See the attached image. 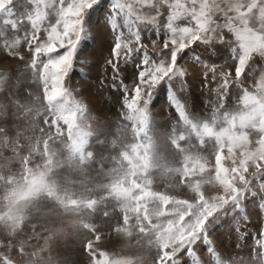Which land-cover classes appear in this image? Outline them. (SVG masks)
Instances as JSON below:
<instances>
[{
	"label": "snow or ice",
	"instance_id": "1",
	"mask_svg": "<svg viewBox=\"0 0 264 264\" xmlns=\"http://www.w3.org/2000/svg\"><path fill=\"white\" fill-rule=\"evenodd\" d=\"M11 3L12 0H0V12H4ZM52 3L56 5L54 22H48L49 13L43 0H37L34 11L26 13L24 19L9 21L11 29L15 31H19L25 23L30 24V31L25 30L24 37L31 53V62L26 65V70L30 69L33 79L43 85L42 111L39 115H43V124L46 126L42 127L38 121L28 119L35 112L32 101L28 99L32 97L31 93L25 99H19L16 91L11 90L6 102H0V119L5 122L0 125V137L9 145L5 151L22 157L19 161V178L11 173L0 176V183L6 188L4 203L7 211L4 218L14 221L18 227L24 221L22 205L41 196L64 207H84L90 211H94L99 203L97 199L73 198L69 192L61 191L52 179L56 167L53 145L63 143L70 156L78 158L82 164L93 155L91 152L85 153L89 132L79 123L85 104L73 101L69 105L67 102V76L73 67L75 52L83 34L84 13L97 0H68L67 4L64 0H51L49 5ZM137 4L155 7L158 15L161 5L167 4L169 14L162 47L158 42L159 34L152 41L150 53L138 31L130 30L128 35L118 33L114 36L110 56L102 65L101 84L107 82V69L111 68L109 86L113 89L119 86L123 91L122 105L127 111L122 112V116L132 121V142L113 158L114 167L102 186L103 200L114 201L122 213V223L115 225L113 231H126L131 221L135 220L143 233L146 232L147 223V230L152 231L159 242L161 254L156 264H173L175 254L185 245H189V253H192L190 245L203 231L208 218L229 201L241 196L253 177L257 178V183L252 187L264 190V180L259 179L264 176V78L257 85L258 92L244 91L240 99L241 109L225 115L223 126L204 123L198 129L194 127L201 145L204 138L214 140V166L210 157L202 151L184 147L181 143L185 139L183 133L173 132L169 135L170 144L180 155L179 165L170 168L169 173L174 171L181 185L193 193L191 199H178L155 187L151 173L156 165L152 160L153 143L146 130V107L153 89L165 78L179 77L181 88L185 89L183 78L187 69L177 64L182 50L196 42H222L226 39L223 29H227L237 41V46L232 49L234 75L228 61L222 65L206 64L202 84L206 88L215 84L216 88L212 91L222 100L228 86L238 82L245 71L252 67L250 61L257 55L264 57V0H135V3L126 5L120 0H113L106 16L107 21L115 29L117 13H124L126 17L135 15L136 21L145 19L137 11ZM217 13L224 17L222 24L213 18ZM181 18L188 21L186 26L175 23ZM149 22L155 23V18L152 17ZM20 43L19 37L10 41L4 39L5 49H15ZM136 52L142 56L137 65L136 78L130 85L124 84L120 79L119 66ZM11 54L20 55L18 52ZM195 60L200 62L199 57H195ZM261 71L264 72V69ZM9 77L8 71L0 75V90L7 88ZM18 85L19 81L16 87ZM61 98H64V102L57 103ZM36 99L41 100V97ZM169 103L181 120H185L184 106L171 90ZM9 109L17 121L32 125V133L39 127L40 135L32 136L30 144L34 147L28 154L23 152L25 145L20 141L29 134V129L22 128L20 124L10 128L7 124ZM12 128L16 130L15 137L9 135ZM254 134H258L255 140L252 139ZM207 185L216 188L215 194L209 195L205 191ZM259 207L264 210V202ZM103 215L108 217L110 214L105 211ZM154 219L160 222L153 223ZM83 226L93 234V239L83 244L84 251L90 257L89 264H126L120 259H113L106 251H96L94 243L101 242V234L96 232L95 227L87 224ZM260 236L264 237V225ZM205 242H209L207 236ZM257 243L261 251L256 264H264V239L257 240ZM0 259L3 264H13L6 256ZM239 264L244 262L240 261Z\"/></svg>",
	"mask_w": 264,
	"mask_h": 264
},
{
	"label": "rangeland",
	"instance_id": "2",
	"mask_svg": "<svg viewBox=\"0 0 264 264\" xmlns=\"http://www.w3.org/2000/svg\"><path fill=\"white\" fill-rule=\"evenodd\" d=\"M49 2H51V0H43L44 6L49 13L48 22H52V20L54 22L55 19L54 9L56 5L54 3L49 5ZM67 2L68 0H64L65 4H67ZM120 2L126 5L128 3H135V0H120ZM36 3L37 0H12V3L8 6V8L4 12H0V71H1L0 75H2L3 72L5 71H8L10 73V77L7 81V88L5 90H0V102H6V98L9 94V91L11 90L13 92L16 91V95L19 99H25L28 96V94L31 93L32 97L28 99L32 101L31 106L35 109V112L30 117H28V119L30 121H38L40 126L46 127L43 124V115H39V113L42 111L41 103H43L42 101L43 85L38 80L33 79L30 69L26 70V65L30 64L31 62V53L28 50V45L24 37H25V30L30 31V24L25 23L24 26L19 31H15L11 29L9 23V21L13 19L18 21L24 19L26 17V13L30 14L32 11H34ZM112 4H113V0H97V3L93 4L84 13L83 34L75 52L73 67L67 76L68 93H69L67 102L69 103V105L73 101H81L77 97L83 99L86 98L84 101H82L85 104V110L83 113L80 114L81 120L79 123L82 128H84L86 131L89 132V135H92L90 134L91 133L90 131L92 129L94 122H95L94 124L97 123L99 124V125L97 124L98 127H101L100 126L101 121L102 123H105V120L107 119L106 117L107 113H109L107 109L115 110L117 112L118 109L121 106H123L122 105L123 91L120 90L119 86H117L115 89L109 86L111 83V68L107 69L108 80L105 83L109 85L103 84L104 85L103 86L100 82L103 75L102 65L105 63L106 58L110 56L111 47L112 44L114 43V36L118 33H124L125 35H128L130 30L138 31L141 34L142 42L147 46V48L151 53V49L153 47L152 41L157 39L158 34L160 37L158 42L160 43L161 47L163 45V39L166 31L165 25L167 24V17L169 14V9L167 4L161 5L159 15L157 14V9L155 7H151L147 4L143 6L137 4L136 5L137 11H139L145 17V19L141 21H136L135 15H132L131 17H126V14L124 13H117L116 16H122L120 17L122 19L120 20V25L118 24V21H116V28L114 29L112 25L107 20H105L106 19L105 17L109 14L111 10ZM41 6H43V4ZM87 16H92V19L90 20L89 17ZM152 17H155V23L149 22V20ZM158 17H160V19ZM213 18L216 20L218 24H222L224 21V17L219 13H217ZM179 22L182 23L183 26H186L188 23V21L185 19ZM119 27L120 29H118ZM223 32L226 36V39L224 41L222 42L212 41L209 44L196 42L192 46L186 47L178 55L177 64H180L181 67L187 69V74L183 78L185 89L181 88V80L179 77L176 76H172L171 78H165L158 85H156V88L153 89L152 95L149 99V103L146 107V115L148 117L146 130L149 137L153 140L152 141L153 144L154 142L157 143V140L156 138H154L155 134L151 131L152 129L149 124L150 123L149 115L154 114L155 118L157 120H160L161 123L163 124L167 122L173 123L174 117H176V120L178 122L177 125L178 127L174 128L175 130H172V132L175 131L176 133H183L184 136L187 137L184 140V142L187 143L186 144L187 149L189 150L196 149L197 151H202L204 155L210 157V160L212 162V159L214 157L213 155L214 148L212 147V145L214 143L209 141L207 142L204 141L203 146L199 145L200 140L197 138V135L194 131V127L198 129L200 126H202L204 123L207 122H205L204 120L203 122H201L199 120L201 118L198 116L194 118L188 115V112L190 111V106L192 105L191 102L193 101L194 104L192 105L193 109L195 108L198 111H203V112L207 111L208 114H210L215 118V121L212 124H214V126L216 127H220L221 124L220 121H223L222 118H224L225 115L233 114L241 109L242 105L240 103V99L245 90H248L249 92H253V93L258 92L257 85L259 81L262 78H264V72L261 71L262 69H264V57H260L257 55L254 57V60L250 61V64H253L252 67L245 71V73L240 77V80L228 86L227 91L224 92L223 94L222 100L218 98L216 92L212 95L213 99L208 100L206 98L210 90L212 89V86L211 87L209 86L208 88L202 86L203 75L204 72L206 71L205 68L206 64L222 65L225 64V61H228L232 65V71L234 75L235 62L232 60V56H233L232 49L237 46V41L235 40L233 33L229 32L227 29H223ZM103 35H105L104 38ZM17 37H19L21 40L19 46L15 49H5L4 39L8 38L10 41L11 39H15ZM81 46L83 50L80 52ZM217 48L219 49L217 50ZM77 50L79 52H77ZM12 52H18L20 55L14 56L11 54ZM132 56H130L126 60V61L130 60L128 62L129 67L131 68L130 71L128 72L130 73L129 78H127L126 80L120 78L124 84H129V85L136 78L138 72L137 65L140 63L142 59L140 52L133 53ZM195 57H199L200 62H197L195 60ZM123 65L124 63H122L119 67ZM76 72L78 73V75ZM17 81H19L18 87H16ZM98 87L107 89L108 92L110 93L108 94L112 98L110 97L106 98L105 96V99L114 101V102L111 101L109 102L106 110L103 109V106L99 102L98 97L102 95V93L99 90L98 92L96 91ZM207 89H209L208 93L206 92ZM170 90L171 92L175 93L176 99L184 106L185 120H181L175 108L169 103ZM205 92L207 93V95ZM38 96L41 97V100L36 99V97ZM94 97L96 98V102H97L96 105L97 112L94 110V108L92 111H89L88 109L89 102L92 100V98L94 99ZM114 98L116 100H114ZM57 102L59 103L64 102V98H61ZM188 103L190 104V106H188ZM86 105L88 107H86ZM11 113L12 110L9 109V118L7 124L10 128L12 127V125L20 124L22 128L27 127L29 129V134L23 136L20 141L25 145L23 152L25 154H28L31 152L32 148L34 147V145L30 144L32 136L35 135L38 137L40 135L39 127L37 126L35 133H32L31 132L32 125L30 123L26 125L22 121H17L16 118ZM216 118L218 119V121ZM4 123L5 122L2 119H0V125H3ZM131 124L132 122L127 120H124L123 124L122 123L120 124V126L123 125L122 127H124L122 128V131L123 129H125L126 130L125 135H127L126 136L127 138L125 137L126 139L124 138L125 140H123L121 144L120 150L119 147L115 145L116 141H109L107 142V146L103 147L100 145V140L98 141L96 140L95 143H91L89 142V139H87V144L85 145V153L87 154L88 152H91L93 153V155L90 158H87L83 164L79 161L78 158L73 159L70 156L69 152L65 150V145L63 143L59 145H53L52 146L53 151L55 153L58 152V154L56 153V157L61 155L60 156L61 158L59 157V159H57L58 161L56 163L55 170L53 171L54 177L56 178V175L58 174L56 179L64 178V175H61V173L65 174L63 172L64 170L63 166L64 164H67L68 166L67 174L70 172L71 174H74V178L76 177L78 179H81V181L80 180L77 181L81 183L80 185L81 190H84L86 188L87 185L86 180H88L86 178L90 176L92 171H94L92 176L96 174L97 176L104 178L105 172L102 170V168L99 170V167H102L103 164H108V166L106 167L107 168L106 171L110 173L111 168L114 167L113 158L117 156L119 151H121L124 147H126L127 144L132 142V134L130 131ZM155 127L156 128L154 129H157L159 133L161 134L164 133V131H162L163 129L162 125H160L159 127H157L156 125ZM9 135L15 137L16 135L15 128H12ZM164 139L167 143H166V147L163 146L162 155L165 154V157H167L166 164H168L170 168L172 169L174 167L176 168V166H178L180 163V155L170 144L169 136H167V140L165 137ZM13 143H15V140H13ZM103 144H106V141H104ZM8 146H9L8 144L3 142V137H0V176H6L11 171H14L16 169V171L11 172V174L12 175L15 174L14 176L19 177L21 174V165L19 164V161L21 160L22 157L15 155L13 152H10L8 153L9 160L6 159L8 157L4 155V152H6L5 148ZM156 147L157 146L153 145V148ZM206 147H208L209 150H206ZM63 158H65L64 160L66 162H63ZM71 159H73V162L71 161ZM161 160L163 159L161 158ZM112 163L113 166H111ZM86 172L89 174L88 176L83 175V173ZM165 178H166L165 181L157 180L158 182H154L155 187L161 186V183L163 182L167 184V182L169 181L172 189L175 188L174 190H172V192L169 191L168 192L169 194L173 195L178 199H180L181 197H177V196L180 195V193L182 192L184 194L185 193L188 194V197L181 199H191L193 197V193L190 190L188 191L181 189L180 187L181 183L178 176H174L170 178H168L167 176ZM259 178L260 180H264V176H261ZM52 179L54 180L53 177ZM256 182H257V178L253 177L249 183V187L245 188L243 192V194H245L244 201L241 199V196H238L236 200L229 201L222 208L216 211V212H220L223 215V217L226 216L227 219L224 224L225 226H221L219 223H217V225L213 228L210 237V242H211L210 245H206L204 247L197 245L199 244V242H201L203 236V232H200L197 235L196 239L190 245L191 247L192 246L196 247L197 252L195 250L193 251L196 255L193 253L192 254L193 258H189L188 260H186V262L184 261L181 262L178 256L183 250H185V248L189 247V245H185L177 254H175L174 258L177 259V261L176 262L173 261V264H180V263L239 264L240 261H243L244 264H256L258 260V253L259 251H261L257 243V240L264 239V237L260 236L261 227L262 225H264V210L260 211L259 215L257 214V210L261 209L259 207L260 205L259 202L263 200L262 197L264 191H260L261 189L254 190L251 188V185H255ZM166 184H164L163 186H165ZM0 186H3V184L0 183ZM179 189H181L182 192H179ZM94 190H99V194H95L96 196L93 195L94 197L103 198L104 195L103 190L100 187L94 188ZM84 192L85 191L83 192L81 191L80 192L81 195H83ZM211 194H215V193H211ZM254 194L256 199L253 198ZM41 197H42L41 205L45 207V210L43 211L44 213L42 212V215H44L43 220L46 222L44 223V227L49 228L47 231L50 234V236L55 239L56 235H58L61 232V229H63V231L68 230L66 232L69 233L70 227L67 221H64L61 216L49 212L50 208L47 205L48 203L46 197L44 196ZM39 198L40 197L27 201L22 205L23 215H25L26 213L25 210H30L32 207L35 206ZM114 207H116V211L118 210L119 212L118 220L121 223L122 214L119 211L118 206H115V204H113L112 208ZM5 208L6 207L4 201H0V213H2L0 214V235H1L0 245H2L0 246V257H5V256L8 257L10 261L13 262V264H25L26 262L27 264H32L31 261L36 262V259H33V257L34 254L35 255L37 254L38 258L40 257L39 253L36 252L38 250L36 248L37 247L36 243L39 242L37 235L44 234L43 230L41 229L42 225L36 223V226H33L31 225V223L29 224V221H26L25 225L22 224L21 227H18L14 221H9L6 218H4L3 210ZM31 210L35 211L36 209H31ZM81 210H83V212L84 211H87L89 213L92 212L84 207H82ZM77 212L78 211L75 212L72 211L71 213L80 214L79 212L78 213ZM159 222L160 221H157L155 219L153 220V223H159ZM113 226L115 225L113 224ZM130 226L132 227L131 229L132 234H129L128 236L129 240L128 242L125 243L129 248L126 249L124 248L126 245L123 246L122 250L119 251V254L120 253L122 254L120 256H117L115 258L112 257V258L125 261L126 264H152V263L156 264L158 260L157 256L161 254L160 249L155 250V253L151 254V256L153 255L152 257L150 255H147L146 253L150 249V246L153 243L155 244V242H157L155 234L152 231L147 230V223H145L146 232L143 233L139 230V227L137 226V222L135 220L131 221ZM237 229H239V231H237ZM144 236H147V239L145 241H143ZM2 238L4 239L1 240ZM45 238L47 237L45 236ZM48 240L50 239L48 238ZM141 240L143 241V244L140 243ZM202 242H205V240H203ZM50 243L52 247L55 250L57 249L59 252L55 257L51 258L49 264H76L73 261H70L65 254V248L71 250L70 242H68V239H67V243H65L64 245L62 244L63 246L55 247L53 245V242ZM21 248L24 250V252L26 251L27 253L26 252L22 253L20 250H18ZM210 248L212 249V251H209ZM41 249L42 251L43 249H48V245L46 242L43 243ZM142 250L145 252H143ZM141 251L142 254L140 255ZM25 255L26 256L30 255L29 261L28 260L26 261ZM69 257L71 258V256ZM79 260L82 262V264H89L90 259L83 257L82 255L79 257ZM1 263H3L2 259H0V264Z\"/></svg>",
	"mask_w": 264,
	"mask_h": 264
},
{
	"label": "bare ground",
	"instance_id": "3",
	"mask_svg": "<svg viewBox=\"0 0 264 264\" xmlns=\"http://www.w3.org/2000/svg\"><path fill=\"white\" fill-rule=\"evenodd\" d=\"M93 10V9H92ZM86 17V16H85ZM89 17V19L91 20L92 19V16H87ZM122 16H116V21H118V24L120 25V20L122 18H120ZM106 18V17H105ZM155 18V17H154ZM157 18V17H156ZM160 19V17H158ZM163 19V18H161ZM107 20V19H105ZM179 21H183V18H181L180 20H177L176 21V24H180L179 26H183L182 23H180ZM91 22V21H90ZM90 24V23H89ZM98 25V24H97ZM94 26V24H93ZM136 26V25H135ZM121 27V26H120ZM120 27L118 29H120ZM137 27V26H136ZM94 28V27H93ZM92 28V29H93ZM94 32V31H93ZM102 43H103V40H102ZM219 48H217L218 50ZM83 50L82 46H81V50L80 52ZM215 50V49H214ZM77 52H79L77 50ZM136 56V55H135ZM133 57V56H132ZM91 58V57H90ZM92 59V58H91ZM178 59V58H177ZM92 61V60H91ZM130 61V60H129ZM129 61H126L124 62V65L119 67V74H120V78L123 79V80H126L127 78H129V74L128 73L130 71V67H129ZM263 66V65H262ZM137 70H138V67H137ZM77 73V72H76ZM78 75V73H77ZM91 76V75H90ZM73 79H76V78H73ZM77 83V82H76ZM81 84V83H80ZM104 85H109V84H104ZM103 85V86H104ZM102 86V87H103ZM210 87L212 86V89H215L216 88V85L215 84H210L209 85ZM102 87H98V89L96 90L98 92V90L102 93V95H100L98 98H99V102L100 104L103 106V109H107V106L109 104V102H114L112 100H109V99H105V96L106 98L107 97H110V93L108 92L107 89L105 88H102ZM156 88V87H155ZM208 88V87H207ZM233 88V87H232ZM210 89V88H209ZM209 89H207V93L209 92ZM212 89L210 90L208 96L206 97L208 100L210 99H213V94L215 93L214 91H212ZM157 90V89H156ZM162 90V89H161ZM165 90V89H164ZM155 91V90H154ZM158 91V90H157ZM205 92V93H206ZM109 93V94H108ZM160 93V91H159ZM206 93V95H207ZM193 95V94H192ZM176 97V96H175ZM210 97V98H208ZM79 100L81 101H84L85 99L83 98H80V97H77ZM112 98V97H110ZM203 98V97H202ZM232 98V96H231ZM91 100V99H90ZM114 100H116L114 98ZM88 101V100H86ZM59 103V102H57ZM192 105L193 104V101L191 102ZM111 104V103H110ZM96 105H97V102H96V98L94 97V99L92 98V100L89 102V107L86 105V107H88L89 111H92L93 108L94 110L96 111ZM192 105L190 106V104L188 103V106H190V111L188 112V115L192 116V117H200L201 119H199L201 122H203V120L209 124H212L214 121H215V118L213 116H211L210 114H208L207 111H198L197 109H193ZM166 107V105H165ZM98 108V106H97ZM102 108V107H101ZM109 108V107H108ZM107 111L109 113H107V119L105 120V123H100V126L101 127H98L97 124H94L93 123V126H92V129H91V133L92 135H88L87 139H89V142L91 143H95V141L97 140H100V145L103 146V147H106L107 146V142L109 141H116V144L118 147H119V150L121 148V144L123 142V140H125L127 137V135H125V132L126 130L123 129L122 131V127L123 125L120 126V124L124 122L125 119H123V117L121 116V113L122 112H126L127 110L123 108V106H121L118 111L116 112L115 110H108ZM87 112V111H86ZM97 112V111H96ZM230 114V113H229ZM159 115V114H157ZM92 116V115H91ZM166 117V116H165ZM189 117V116H188ZM95 118V117H94ZM173 118V117H172ZM160 119V118H159ZM170 119V118H169ZM217 119V118H216ZM223 121H220L221 124L220 126H223L224 124V118H222ZM93 120V119H91ZM90 120V121H91ZM156 120V121H154ZM149 121H150V126H151V131L155 134L154 138H156L157 140V143L154 142L153 145L157 146L156 148H152V160H153V163L156 165V167L152 170V173L151 175L153 176V180L154 182H158L157 180H160V181H165V177L168 176V178L170 177H174V176H177L176 173L173 171L172 173H169V165L166 164V158L165 157V154L162 155V150H163V146L166 147V141L164 139V137L166 138L167 140V136H169L170 134H172V130H175L174 128H177L178 126V122L176 120V117H174V122H170L168 123H161L160 120H157L155 118V115L154 114H150L149 115ZM197 121V120H196ZM218 121V119H217ZM132 122V121H131ZM160 122V123H159ZM182 123V122H181ZM175 124V125H173ZM99 125V124H98ZM157 125V127H159L160 125H162L163 129L162 131H164L163 134L159 133V131L157 129H154L156 128L155 126ZM192 125V124H191ZM216 125V124H215ZM219 125V124H218ZM194 127V126H193ZM184 130V129H183ZM176 133V132H175ZM105 136V137H104ZM126 137V138H125ZM193 137V136H192ZM125 138V139H124ZM187 137L185 136V139ZM199 140L200 138L197 137ZM258 138V134H254L252 136V139L255 140ZM184 139V140H185ZM152 140V139H151ZM183 141H181V143L184 145V147H186V144ZM104 141H106V144H103ZM153 141V140H152ZM204 141L207 142H213L214 143V140L212 138H204ZM204 144V143H203ZM210 144V143H208ZM124 145V144H123ZM201 145V143L199 144ZM203 146V145H202ZM115 147V146H114ZM112 148V147H111ZM187 148V147H186ZM58 150V149H57ZM206 150H209L208 147H206ZM204 150V151H206ZM115 151V150H114ZM203 151V152H204ZM8 153L10 152H4V155H6L7 157L9 156ZM58 154V152H56ZM165 153V152H163ZM225 153H226V150H225ZM96 155V154H95ZM61 156V155H60ZM60 156H57L56 157V163H57V159H59ZM61 158V157H60ZM158 158V159H157ZM161 158L163 160H161ZM9 160V157L6 158ZM65 158H63V162H66L64 160ZM175 159V158H174ZM62 161V160H61ZM71 161L73 162V159H71ZM76 161V160H75ZM77 162V161H76ZM108 162V161H107ZM110 162V161H109ZM173 162V160H172ZM111 163V162H110ZM169 163V162H168ZM175 163V162H174ZM214 163H215V158L213 157L212 159V166H214ZM96 164V163H95ZM177 164V163H176ZM175 164V165H176ZM102 165V164H101ZM67 164H64L63 168V173H61V175H64V178L62 179H56L58 174L56 175V178L54 177V174H52V177L54 178V181L59 185L61 191H67L69 192L73 198H78V199H97L99 201L96 209L94 211H92L91 213L87 212V211H84L81 210L82 207H64V206H61L60 204H58L57 202L53 201V200H50L49 198L46 197V200H47V205L48 207L50 208V211L52 214H56V215H59L62 217V219L64 221H67L69 227H70V232L67 233L66 231H63V229H61V232L56 235V238L54 239L53 237L50 236V234L48 233V229L49 228H45L44 227V223H46L43 219L44 215H42V212L45 210V207L43 205H41V202H42V197L39 198V200L36 202L35 206L32 207L31 209H36L35 211H32L30 208V210H25L26 213L24 215V221H23V224L25 225L26 221H29V224L31 223V225L33 226H36V223L42 225V230H43V233L44 234H36L38 237V243H36V248L38 249L36 252L39 253L40 257L38 258V255L34 254V257L33 259H36V262H32V264H49V261L51 260V258L55 257L57 254H58V250L54 249L51 245L50 242H53V245L55 247H58V246H63L65 243H67V239H68V242H70V249H66L65 248V254L67 256V258L70 260V261H73L74 263L76 264H82V262L79 260V257L83 255V257H86L88 259H90V257L87 255V253L83 250V244L86 240H92L93 239V234L92 232H90L88 229H86L83 225L87 224V225H90L92 227H95L96 229V232L101 234V242H99V244H95L94 243V248L96 251H106L110 257H117V256H120L122 253L119 254V251L122 250L123 246H125L126 242H128L129 240V234H132V227L130 225L127 226V229L126 231H121V232H116V231H113V224L114 225H117L115 223H118L119 224V220H118V217H119V212L118 210L116 211V207L112 208V205L115 204L114 201H104L103 198H96L94 196H96L95 194H99V190H94V188H98L100 187L102 190H103V185L107 182V178L110 176V173H108L106 170H107V166L108 164H103L102 167H99V170L102 168V170L105 172L104 173V178L102 177H99L97 176L96 174L92 176V174L94 173V171H92V173L90 174V176L85 180H86V188L84 190H81L80 189V185L81 183L77 182L78 180L81 181V179H78V178H74V174H71L69 171V173L67 174V169H68V166ZM113 166V163L112 165ZM70 167V166H69ZM177 167V166H176ZM81 168V167H80ZM79 168V169H80ZM89 168V167H88ZM87 168V169H88ZM106 168V169H104ZM175 168V167H174ZM173 168V169H174ZM85 169V168H84ZM83 169V170H84ZM112 169V168H111ZM16 169L14 171H11V172H15ZM10 172V173H11ZM84 172V171H83ZM89 172V171H88ZM161 174V176H160ZM15 175V174H14ZM67 175V176H66ZM84 176H88L89 174L86 172V173H83ZM72 178H70V177ZM255 178V177H254ZM260 179V178H259ZM168 180V179H167ZM65 181H68V182H65ZM74 182V183H73ZM67 183V184H66ZM254 183V182H253ZM257 183V182H256ZM164 184H166L165 182L161 183V186H158L156 188H158V190H161V191H171L174 190L172 189V187L170 186V183L169 181L167 182V184L165 186H163ZM84 185V184H83ZM182 190H188L189 189L184 186V185H181L180 186ZM214 186L213 185H207L205 186V191L208 192L209 194L211 193H215L216 191V188H213ZM84 188V187H83ZM251 188L252 189H257L259 190L260 188L259 187H255L253 188L252 185H251ZM179 189V192H182V190ZM83 192V195H81L80 192ZM93 191V192H92ZM260 191H264V190H260ZM178 192V193H179ZM188 193V192H187ZM191 193V192H190ZM252 193V192H251ZM103 194H104V191H103ZM94 195V196H93ZM259 196V195H258ZM261 196V195H260ZM177 197H181V198H185V197H188V194H184L183 192L180 193V195H178ZM244 197H245V194L241 195V199L244 201ZM180 198V199H181ZM191 198V197H190ZM253 198H255V194L253 196ZM251 199V198H250ZM256 199V198H255ZM263 200H261L259 203L261 202H264V194H263V197H262ZM241 202V201H240ZM246 204V203H245ZM43 206V207H42ZM57 206V207H56ZM115 206H117L115 204ZM57 208V209H55ZM115 209V210H114ZM102 210H103V213L105 211H108L109 212V216L108 217H105L102 213ZM72 211H78L80 214H76V213H71ZM260 211H262L261 209L257 210V214L259 215L260 214ZM77 212V213H78ZM222 212V211H221ZM44 213V212H43ZM50 214V213H49ZM122 214V213H121ZM52 216V215H51ZM55 216V215H54ZM58 217V216H57ZM256 218V217H255ZM122 219V217H121ZM226 219L227 217L224 216L220 213V212H215L213 213V215L211 217L208 218L205 226H204V229H203V236H202V239H201V242H199V244L197 245H200V246H206V245H210V237H211V232L213 230V228L217 225V223H219L221 226H225V222H226ZM73 220V221H72ZM241 221V220H240ZM122 223V222H121ZM81 226V228H80ZM121 227H124L122 224L120 225ZM136 227V226H135ZM251 227V226H250ZM252 229V228H251ZM57 230V229H56ZM250 230V229H249ZM50 231V230H49ZM60 231V229H59ZM134 232V231H133ZM53 233V232H52ZM78 234V235H77ZM47 238H45V236ZM1 236V235H0ZM205 236L208 237V240L209 242H202L203 240H205ZM48 238L50 240H48ZM4 238H2L1 240H3ZM147 239V236H144L143 238V241H145ZM133 240V239H132ZM61 241V242H60ZM143 241L141 240L140 243L143 244ZM35 242V241H34ZM46 242L47 245H48V249H41L43 243ZM158 241L155 242V244L151 245L150 246V249L146 252L147 255H150L151 254H154L155 253V250H159V246H158ZM2 244V243H1ZM63 244V245H62ZM73 244V245H72ZM68 245V244H67ZM74 246V247H73ZM35 247V246H34ZM145 247V246H144ZM126 249H128L129 247H127V245L124 247ZM192 250L196 251V247H191ZM200 248V247H198ZM22 249V248H21ZM23 250V249H22ZM28 250V249H27ZM140 251V250H139ZM143 251V250H142ZM142 251L140 253V255L142 254ZM192 251V253H189V247L185 248V250H183L180 255L178 256L179 260L184 261L186 262V260H188L189 258H193L192 254L194 253ZM26 252V251H25ZM24 250L22 251V253H25ZM145 252V251H143ZM197 252V251H196ZM27 253V252H26ZM139 253V252H138ZM137 253V254H138ZM195 254V253H194ZM24 255V254H23ZM196 255V254H195ZM26 256V255H25ZM71 256V258L69 257ZM146 256V255H145ZM153 256V255H152ZM151 256V257H152ZM160 255L157 256V258H159ZM138 258V257H137ZM156 258V257H155ZM154 258V259H155ZM156 258V259H157ZM30 259V255L29 256H26V261L28 260L29 261ZM208 259V258H207ZM149 260V259H148ZM147 260V261H148ZM174 262L177 261V259H173ZM144 262V261H142ZM146 263V261H145ZM149 263V262H148ZM3 264V263H1ZM27 264V262L25 263ZM153 264V263H152ZM182 264V263H180ZM185 264V263H183Z\"/></svg>",
	"mask_w": 264,
	"mask_h": 264
},
{
	"label": "clouds",
	"instance_id": "4",
	"mask_svg": "<svg viewBox=\"0 0 264 264\" xmlns=\"http://www.w3.org/2000/svg\"><path fill=\"white\" fill-rule=\"evenodd\" d=\"M17 178H19V177H17ZM5 194H6V188H5V186L4 185L3 186H0V201H4ZM6 211H7V209L5 208L3 210V212L5 213ZM0 214H2V213H0Z\"/></svg>",
	"mask_w": 264,
	"mask_h": 264
},
{
	"label": "crops",
	"instance_id": "5",
	"mask_svg": "<svg viewBox=\"0 0 264 264\" xmlns=\"http://www.w3.org/2000/svg\"><path fill=\"white\" fill-rule=\"evenodd\" d=\"M105 31H106V29H105ZM104 34H105V32H104ZM104 37H105V35H103V38H104ZM103 38H102V39H103ZM97 40H98V39H97ZM96 42H97V41H96Z\"/></svg>",
	"mask_w": 264,
	"mask_h": 264
},
{
	"label": "water",
	"instance_id": "6",
	"mask_svg": "<svg viewBox=\"0 0 264 264\" xmlns=\"http://www.w3.org/2000/svg\"><path fill=\"white\" fill-rule=\"evenodd\" d=\"M0 73H1V71H0Z\"/></svg>",
	"mask_w": 264,
	"mask_h": 264
}]
</instances>
